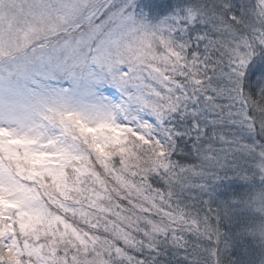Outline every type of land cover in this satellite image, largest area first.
<instances>
[{
	"label": "snow or ice",
	"instance_id": "snow-or-ice-1",
	"mask_svg": "<svg viewBox=\"0 0 264 264\" xmlns=\"http://www.w3.org/2000/svg\"><path fill=\"white\" fill-rule=\"evenodd\" d=\"M0 264H264V0H0Z\"/></svg>",
	"mask_w": 264,
	"mask_h": 264
}]
</instances>
